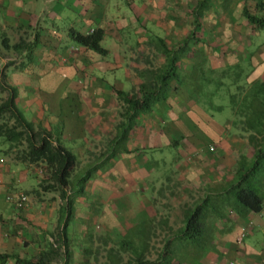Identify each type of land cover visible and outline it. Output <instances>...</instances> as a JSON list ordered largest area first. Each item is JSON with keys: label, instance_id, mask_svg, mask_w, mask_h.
<instances>
[{"label": "crops", "instance_id": "obj_1", "mask_svg": "<svg viewBox=\"0 0 264 264\" xmlns=\"http://www.w3.org/2000/svg\"><path fill=\"white\" fill-rule=\"evenodd\" d=\"M200 1L199 42L191 41L195 59L205 58L214 68L247 63V81L264 83V28L241 13L243 0H0V34L10 43L24 38L32 44L18 53L0 47V68L16 90V106L34 127L49 132L85 164L113 134L119 107L113 90L131 94L140 83L138 73L150 62H163L156 38L175 48L189 32L190 12L198 10ZM65 12L68 24L62 29L57 21ZM96 28L103 30L104 55L76 44L66 32ZM7 52L8 57H1ZM9 56L13 61L5 62ZM190 65L184 58L179 70L188 72ZM167 102L165 120L141 115L130 130L127 151L98 166L80 191L67 190L66 201L56 191L39 188L47 178L43 164L14 161L0 140V255H7L0 264H16L15 257L35 260L58 239L67 243L66 264H94L101 244L95 240L96 228L109 225L119 236L137 224L143 206L155 203L156 190L166 185L161 174L167 168L180 183V196L232 179L239 155L249 157L251 147L230 128L231 115L215 119L186 85L173 90ZM170 145L173 159L161 151ZM210 145L214 150L209 151ZM16 193L26 195L27 207L6 200ZM145 213L149 215L148 208ZM247 224L253 245H237L235 236ZM212 227L216 246L221 238L232 253L235 244L241 248L242 264H264V207L243 217L231 214L229 222ZM210 259L212 252L204 263ZM43 264L62 262L46 259Z\"/></svg>", "mask_w": 264, "mask_h": 264}, {"label": "trees", "instance_id": "obj_2", "mask_svg": "<svg viewBox=\"0 0 264 264\" xmlns=\"http://www.w3.org/2000/svg\"><path fill=\"white\" fill-rule=\"evenodd\" d=\"M196 7L198 10L194 7L190 12L193 22L189 32L175 48H167L162 38H156L155 48L163 56V62L159 65L150 62L148 68L140 71V83L131 94L113 90L119 100L114 133L104 140V150L83 165L70 150L55 142L49 132L34 127L24 118L15 103L16 90L5 80L4 66L0 68V140L6 144L4 153L22 164H43L47 178L39 183V188L56 191L65 201L67 190L80 191L98 166L127 151L130 130L141 115L153 114L165 120L170 110L167 99L179 85H186L196 95L199 105L206 98H228L231 111L228 124L236 135L246 139L251 147L250 156L239 155L232 179L207 188L190 202L182 203L177 227L170 225L167 218L155 221L154 215L142 214L137 224L116 237L105 264H205L206 255L217 251L214 223L229 222L231 214L243 217L248 212L259 213L264 207V83L247 81L250 72L247 63L214 68L205 58L195 59L191 41L193 44L199 42L197 18L202 2ZM241 13L255 27L264 28V0H243ZM68 35L78 45L101 55L107 53L100 45L103 37L100 28L87 33L69 29ZM31 46L24 38L10 43L5 34H0L2 49L18 53ZM184 58L191 62L188 72L179 70V62ZM223 107L221 102L215 105L218 110ZM203 109L208 110L204 105ZM157 191L159 194L161 188ZM159 228L164 232L162 243L156 249L154 259H150L151 238ZM59 240L55 245L50 243L47 251L35 260L15 257L16 264H43L46 259L66 264L67 243L62 245ZM6 257L0 255L1 260Z\"/></svg>", "mask_w": 264, "mask_h": 264}, {"label": "rangeland", "instance_id": "obj_3", "mask_svg": "<svg viewBox=\"0 0 264 264\" xmlns=\"http://www.w3.org/2000/svg\"><path fill=\"white\" fill-rule=\"evenodd\" d=\"M68 15H69V13L65 12L62 14V16L60 17V19L58 21L56 20L57 25L59 27H61L62 29L67 28L66 26L68 24L67 23L68 22V19H67ZM45 19H47V18H45ZM68 31H66V32L68 33ZM102 46H104L103 43H102ZM145 46L147 47V45H145ZM194 52H195V49H194ZM8 55L9 54L7 52V53H4L3 55L1 54V57L2 56L8 57ZM11 57L14 59L15 56L13 55ZM11 57L9 56V59L7 58L5 60V62H9V61L12 62L13 59L10 60ZM219 102L224 104V107L222 110L215 109V105L219 104ZM64 103L63 102L61 103V107H62V110L65 112ZM228 104H229L228 98L223 97V98H219V99L214 98L213 100H207V98H206L202 105H199V104L198 105L202 109H203V105H204L205 107L208 108L207 113L212 115L215 119H220L223 117L230 116L231 111L228 107ZM112 133H114V131H112ZM161 151L166 155L165 156L166 158L173 159L174 157H176L174 149L171 145L164 147V149H162ZM158 154H159V152H158ZM167 170H168V168L166 170H163L165 172H163L161 174L162 179L164 178V176H166L168 179V181L165 182L166 185L164 186V188L163 187L158 188V190L161 188V192H159V194H158V191L156 190V202L153 205H149V207H147V205L143 206V210H142L141 215L146 214L145 212H146V209L148 208L149 216L154 215L155 221H159V219L167 218L169 224L175 228L179 225V213H178L179 207L181 206L182 203L190 202L192 200V198H194L199 192H195V191H193L191 193L186 192V193H184V195L180 196L178 194L179 189H180V183L176 180L175 177L173 179H171V177H170L171 173ZM95 225H96V223L94 224V227H95ZM100 226H98V228H96L97 231H100V233L95 236V240L97 241L96 242L97 244H98V242L101 244H100V246H98L100 249L95 252V256H96L97 260H93L94 264H103L107 260L106 258L109 254V249L111 247L115 246L114 241L117 239L116 238L117 234H114V231H112V228L110 229V227H108L109 225L102 226V227H100ZM242 226H244V225H242ZM246 226L249 227L248 229L250 231L246 232L243 242L251 245L253 241L249 237L250 236L249 234L251 233L252 227H251V224H247ZM240 228H241V226H240ZM239 232H240V229H239ZM237 235L235 237H237ZM163 236H164V232L162 231V229L161 228L157 229L156 234L151 238V244H152L153 248H151L150 253L148 254V258L154 259L155 255H156V249L161 246ZM220 240H221V238L217 239V242L219 243V245L217 244L218 248H217V251H215L219 254L212 252V257H213L212 260L213 261L210 259L211 261L208 260L209 263L210 264H230V262H231L233 264H242L240 259H239L240 255L237 254V252H240V249H241L237 245H240L241 243L240 244L237 243V245L235 244V246L233 248V253H232L230 251V249L228 250V249L223 248ZM154 247H155V249H154ZM98 255H99V258H98Z\"/></svg>", "mask_w": 264, "mask_h": 264}, {"label": "built area", "instance_id": "obj_4", "mask_svg": "<svg viewBox=\"0 0 264 264\" xmlns=\"http://www.w3.org/2000/svg\"><path fill=\"white\" fill-rule=\"evenodd\" d=\"M212 150H214V147L212 145H210L209 151H212ZM0 184H1V180H0ZM6 200L15 203V205L18 207H27V197L23 193H16V194H12V195H7ZM248 228L249 227L246 225L241 226L240 232L238 233V235L236 237V243L240 244L243 241L246 232L250 231ZM230 264H233V263L230 262Z\"/></svg>", "mask_w": 264, "mask_h": 264}]
</instances>
